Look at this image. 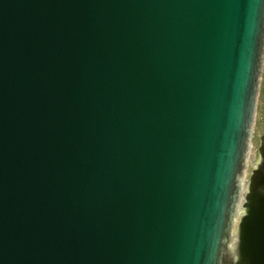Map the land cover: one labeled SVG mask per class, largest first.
<instances>
[{
    "label": "water",
    "instance_id": "1",
    "mask_svg": "<svg viewBox=\"0 0 264 264\" xmlns=\"http://www.w3.org/2000/svg\"><path fill=\"white\" fill-rule=\"evenodd\" d=\"M263 74L264 0H0V264H264Z\"/></svg>",
    "mask_w": 264,
    "mask_h": 264
},
{
    "label": "rangeland",
    "instance_id": "2",
    "mask_svg": "<svg viewBox=\"0 0 264 264\" xmlns=\"http://www.w3.org/2000/svg\"><path fill=\"white\" fill-rule=\"evenodd\" d=\"M264 139V74L261 83V90L258 98V109H257V116H256V123L254 126V136L252 139V153L256 155L258 159L259 156V147ZM249 169H252L250 165Z\"/></svg>",
    "mask_w": 264,
    "mask_h": 264
},
{
    "label": "bare ground",
    "instance_id": "3",
    "mask_svg": "<svg viewBox=\"0 0 264 264\" xmlns=\"http://www.w3.org/2000/svg\"><path fill=\"white\" fill-rule=\"evenodd\" d=\"M250 158H251V160H250V162H249V165H251V166L254 167L258 159L256 158V155H255L254 153H253V156H251ZM253 167H252V169H253ZM252 169H249V168H248L247 173H246V176L244 177V181H243V183H244V190L247 189L248 178H249L250 171H251ZM230 251H231V252L234 251L233 242H232V244H231V246H230Z\"/></svg>",
    "mask_w": 264,
    "mask_h": 264
}]
</instances>
